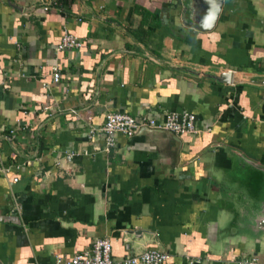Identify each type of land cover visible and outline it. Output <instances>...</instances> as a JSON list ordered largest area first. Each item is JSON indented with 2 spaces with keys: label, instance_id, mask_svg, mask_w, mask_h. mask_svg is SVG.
I'll return each mask as SVG.
<instances>
[{
  "label": "crops",
  "instance_id": "1",
  "mask_svg": "<svg viewBox=\"0 0 264 264\" xmlns=\"http://www.w3.org/2000/svg\"><path fill=\"white\" fill-rule=\"evenodd\" d=\"M191 0H0V262L53 264L98 238L150 230L166 264H239L212 244L215 151L264 166V0H224L210 32ZM83 43L57 51L63 31ZM60 74L53 81V69ZM235 70L233 84L221 72ZM190 112L196 134L141 130L105 151L110 112L162 122ZM211 160V161H210ZM14 178L17 181H14ZM264 259V250L256 255Z\"/></svg>",
  "mask_w": 264,
  "mask_h": 264
},
{
  "label": "water",
  "instance_id": "2",
  "mask_svg": "<svg viewBox=\"0 0 264 264\" xmlns=\"http://www.w3.org/2000/svg\"><path fill=\"white\" fill-rule=\"evenodd\" d=\"M191 2L194 7L188 26L199 32L212 31L224 0ZM221 76L230 81L227 75ZM212 149L215 151L213 166L211 162L212 177L223 188L216 199L217 211L212 212V244L218 251L235 246L248 249L256 256L264 250V166L225 144H215ZM122 236L128 249L151 242L155 250L165 252L156 234L150 230H127Z\"/></svg>",
  "mask_w": 264,
  "mask_h": 264
},
{
  "label": "built area",
  "instance_id": "3",
  "mask_svg": "<svg viewBox=\"0 0 264 264\" xmlns=\"http://www.w3.org/2000/svg\"><path fill=\"white\" fill-rule=\"evenodd\" d=\"M83 43L78 37L72 35L67 30L63 31L62 38L57 46V51L79 49ZM229 78L233 84L238 81V73L235 70H226L220 73ZM53 81L59 82L60 74L56 68L53 69ZM141 130H161L175 135L196 134L195 114L184 112H169L164 116L162 122H156L151 118L137 120L126 112H110L105 116L103 126L97 131L103 135L105 151H109L116 145L117 135L131 138ZM9 170L0 166V173L7 175ZM14 181H17L14 178ZM168 254L149 249L137 256H125L121 261H116L112 257V242L108 238H98L94 241L88 251L78 253L71 258L57 257L53 264H166ZM239 264H264V259L257 256L243 258Z\"/></svg>",
  "mask_w": 264,
  "mask_h": 264
}]
</instances>
